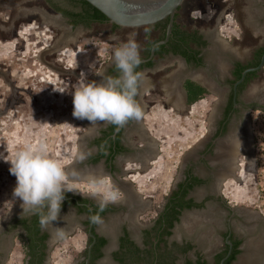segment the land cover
Instances as JSON below:
<instances>
[{"label": "rangeland", "instance_id": "374dc122", "mask_svg": "<svg viewBox=\"0 0 264 264\" xmlns=\"http://www.w3.org/2000/svg\"><path fill=\"white\" fill-rule=\"evenodd\" d=\"M263 1L183 0L175 12V19L186 29L198 28L204 33L215 31L226 58L231 56L245 61L254 48L264 44V17L260 7ZM46 9L44 0H0V97L8 100L7 108H0V226L6 216L22 213V201L13 196L16 177L10 174L11 165L6 159L17 149L43 140L50 154L67 162L65 167L73 170L78 154L88 153L87 136L91 124L73 117L72 92L80 84L99 82L105 67L113 63L114 49L123 42L136 40L142 56L146 43L160 35V26L154 24L115 27L111 22H104L73 27L67 18L51 9L44 14ZM21 24L24 27H20ZM40 30L45 33L41 34ZM112 36L117 39H111ZM173 63L171 56L155 57L154 66L142 71V91L147 94L141 121L146 126L145 138L157 142V155L148 163L149 167L143 165L140 170L133 166L137 170L129 171L137 190L148 199L146 205L152 204V209L139 215L141 221L152 219L158 211L175 181L183 154L193 137L191 131L198 130L213 109L203 100L191 112L184 103L185 94L180 87L184 67ZM222 66L226 73L229 63L223 61ZM205 84L208 88L212 86L211 80ZM246 92L250 96H261L259 103L263 108L253 109L251 118L257 153L264 155V68L247 85ZM25 96L32 98V106L29 100L21 104L20 99ZM150 166L153 169L148 171ZM248 169L239 170L224 186V194L232 199L231 203L238 205L237 219L232 223L235 234L243 240L241 252L231 264H264V157L257 158V173ZM78 174L79 178L72 182L78 185L81 193L93 196L88 178L95 177L96 173L85 170ZM100 178L110 184L108 177ZM205 217L208 236L200 233L199 237L205 241L203 247L208 253L222 247L220 235L224 226L220 220L224 217L218 216L219 222ZM84 218L85 215L80 218L75 214L73 206L61 207L58 220L48 225L46 264H75L84 255L87 235L85 223L79 222ZM59 220L65 223L60 227L63 238L57 235ZM98 230L104 231L101 227ZM182 231L184 229L178 226L174 235L190 238L198 236L199 230L184 231V235ZM13 242L5 263L23 264L22 242L15 239ZM178 264H182L181 260Z\"/></svg>", "mask_w": 264, "mask_h": 264}, {"label": "flooded vegetation", "instance_id": "af4514ba", "mask_svg": "<svg viewBox=\"0 0 264 264\" xmlns=\"http://www.w3.org/2000/svg\"><path fill=\"white\" fill-rule=\"evenodd\" d=\"M44 1L47 5V9L44 14H47L49 11L48 9H51L53 12L66 19L62 13L54 10L48 4L47 0ZM52 1L61 7L67 5V0ZM260 7L262 8L264 17V1ZM174 20L176 21L175 18ZM14 26L17 27L19 24H14ZM35 26L39 27L38 25ZM70 26H72V24H70ZM77 26L81 25H76L73 27ZM20 27H24V25L21 24ZM180 27L190 32L197 31L198 34L202 36L200 41H204L203 43L197 42L195 40H191L189 43L190 50H197L198 53L196 54V57L198 59L192 57L190 60H187L183 54L178 51L175 52V50H171L170 52L163 54V56H157L154 53L153 57L149 59L152 60L153 64L150 66H145L143 64L147 61H143L137 70L143 71L147 69L148 71L151 69L154 66L155 57L163 58L165 56H171L175 63L184 67L183 72L181 73L183 74L184 78L181 80L182 82L180 81V87L184 90V103L190 107L191 112L194 111L197 105L203 102V100H206L205 102L211 105V107L213 106V109L209 110L208 117L202 121V124L199 125L198 130L191 131V136L193 137L190 139V144L183 154L180 168L175 174V181L171 185L169 193L166 194L162 204L159 205L158 211H156L155 215H153V218L147 219L145 221H141L139 215L146 212L147 210L152 209V204L148 203L149 206L146 205L148 199H144L137 190L134 178L130 177L132 174L129 173V171L137 170L133 166H136L139 169L142 168L143 165L149 167L148 163L155 159L157 155L156 140H149V142L145 138L147 133L146 126L143 124L144 121L141 120L129 121L119 131H116L115 127L108 123L98 122L97 124L91 125L90 134L87 136L88 153L85 154L86 158L82 161L76 159L73 163V167L77 173L90 170L96 173L95 177L97 178H100V176L108 177L110 184L114 185L121 192L122 199L117 203H111L107 206L109 207V210L101 215L102 220L100 223H95L93 226V223L90 220L88 225L84 224L87 235V244L84 246V255H82L75 264H86L88 248L90 245L92 248L97 242L98 237L96 236H103L107 241L101 246L102 256L92 262L88 261L87 264H100L99 261L105 257L106 249H108L110 242V253L113 254L114 252L118 251L117 258H112L111 256V260L115 264H120L118 257L121 252L119 250L121 249V243L124 244V247L122 248L126 247L132 250L136 249L134 255L138 254L139 258L141 256L144 257L143 248L145 246V237L148 234L155 236L157 240L161 236L166 237V243L168 245L167 247L174 256L173 264H176V261L179 259H181L182 264H185L186 260H189L195 264L197 259H200V261H205L209 264H215L216 254L224 249V245L227 243V241H229L227 244H229V247H231V240H229L230 235H232V238L241 240L240 244L238 245V248L241 252L243 240L241 237L235 234L232 223L235 218L237 219L238 205L231 203L232 199L227 198L228 195L224 194V186L226 180L236 177L237 172L242 168L245 170L251 168L254 170V172H256L254 165V154H252V148L254 146V134L252 131L251 111L253 109L263 107L259 103L261 102V96L259 94L255 96L248 95L246 88L252 79L256 77V74L259 72V70L264 68V63L261 68L254 70L255 75L246 80L244 85H241V83L245 80L248 72L245 74L243 80L235 85V82L241 76L240 74V76L236 78L235 70L238 67L237 63L247 65L252 64L256 60V49L264 46V44L258 45L256 48H254L250 57L245 61L231 56L226 58L227 54L222 51L224 48L222 47L220 41H217L218 39L216 37L215 31L204 33L198 28L186 29L182 26ZM40 31L41 34L45 33L42 30ZM40 31H38V33H40ZM158 40L160 39L155 40L153 43ZM29 56L33 55L30 54ZM148 56H146L144 53L141 57L144 59ZM223 61H227L229 63V69L226 71V73L222 66ZM258 63L248 65L245 68L256 66ZM113 66L114 63L108 64L101 76L116 75L117 70L110 71L109 69ZM187 79L195 81L204 86L210 93L214 95V99L209 100L204 97L188 104L186 91L184 89V82ZM199 79H202L203 82L199 81ZM208 80L209 82L211 80V88H208V86L205 84V82ZM146 94L147 93L145 90L142 91L141 86L140 94L137 99L143 106V109ZM27 100H29L30 105L32 106V98L29 99L28 96L22 97L20 102L22 105H24L23 103H25V101L27 102ZM7 102V97H0V108H2V106L7 108ZM13 103L16 104L17 101H13ZM243 146H246L250 154H252V159L250 162L247 159V155L245 153L236 154L237 150ZM152 169L153 167L150 166V170H147L151 171ZM143 170L147 171L145 168ZM127 176L130 179H128ZM181 188L187 189L182 201L185 203H190L189 206L179 207L177 205L178 198L175 199L174 203L173 196L175 195V192ZM77 194L89 200L78 203H80L82 206H89L92 215L94 212H98L100 196H89L86 193H82V195L79 193ZM74 209L75 214L79 215L80 218L82 215L86 216V218L79 221L80 223L85 222L88 219L86 212H79L76 207H74ZM177 211H179V213H177ZM31 216L32 215L22 213L16 215V213H14L11 216H6L3 223H1L0 264H6L5 262L9 259L10 253L14 246V239L18 241L20 240L21 234H24V230L18 221L21 218H30ZM135 216H137V218ZM205 216H208L212 222H219V220H217L218 216L221 218L222 216L224 217V220H220L223 222L224 226V230L220 235L222 239V247L214 251L211 250L208 253L203 247L205 241L199 237L200 233L208 236V230L206 227L209 226L203 221H208L207 217ZM168 217H170L173 225L171 227H166L163 225L164 227L162 229L160 227L161 220H164L166 224V219ZM90 223L91 232H89ZM57 224L59 227H61L65 223L59 220ZM178 226H181L187 233L193 229L194 231L197 229V231L199 230L197 232L198 236L193 235V237L190 238H187V235L176 236L174 235V230ZM100 227L104 231H99L98 228ZM49 229V226L44 229L40 227L39 229L40 234L46 233L48 235V237L45 239L46 248L43 250L45 254L40 264H46L45 262L48 259L47 241L49 238ZM169 230L171 231V234L166 236L165 234ZM184 231H182L183 235ZM90 233L94 235V239L91 237ZM89 236L92 238V241L90 242L88 241ZM157 240L154 242L156 243ZM172 243H175V246H173ZM160 245L163 246V244ZM91 248L90 253L92 250ZM179 250H182L183 252H180ZM226 256L227 255L223 256L222 259H225ZM124 262L125 263L122 264H143V259L140 258L138 261H136L134 258L124 259ZM23 264H29L26 256ZM151 264H156V261Z\"/></svg>", "mask_w": 264, "mask_h": 264}, {"label": "clouds", "instance_id": "9594fccd", "mask_svg": "<svg viewBox=\"0 0 264 264\" xmlns=\"http://www.w3.org/2000/svg\"><path fill=\"white\" fill-rule=\"evenodd\" d=\"M111 39L117 37L112 36ZM140 53L141 47L134 39L116 47L112 60L117 74L103 76L99 82L80 84L72 92L73 117L87 120L91 125L108 123L116 131L129 121H140L144 115L143 106L137 99L144 78V73L137 70L143 62ZM85 158L83 153L77 156L81 161ZM6 160L11 165L10 174L16 177L13 196L22 201V214L37 216L42 229L58 220L67 192L82 195L78 185L72 182L79 178L77 171H69L65 167L67 162L54 158L43 140L17 149ZM88 179L91 192L100 196L98 212L91 215L90 220L100 223L102 217L99 212L109 204L119 202L122 194L103 178ZM57 235L63 238L62 228L57 227Z\"/></svg>", "mask_w": 264, "mask_h": 264}, {"label": "trees", "instance_id": "16d2710c", "mask_svg": "<svg viewBox=\"0 0 264 264\" xmlns=\"http://www.w3.org/2000/svg\"><path fill=\"white\" fill-rule=\"evenodd\" d=\"M48 4L58 12L62 13L63 16H65L70 24L72 26L81 25L84 27H89L92 23H104L109 22L107 17L100 12L97 8L92 6L90 3H88L86 0H67V5L64 7L59 6L58 4L54 3L52 0H47ZM179 8V7H178ZM113 26H117L116 24L112 23ZM155 26H160V35L158 38L151 40L146 43L145 47V55L148 56L150 53V48L153 42L157 39H163L165 36L166 31V25H167V18L161 21H158L154 24ZM201 35L198 34L197 31L190 32L188 30L182 29L178 23L174 20L172 27H171V33L168 38V40L164 44H159L155 47L154 53L157 56H163V54H166L167 52H170L171 50H175V52H180L185 56L187 60H190V58H197L196 54L198 53L197 50H190L189 43L191 40H195L197 42L203 43L204 41H200ZM264 52V46H261L256 49L255 51V58L256 60L252 64L258 63L262 53ZM198 59V58H197ZM152 60L147 61L143 65H151ZM248 64V65H252ZM247 64H240L237 63V69L235 70V77L238 78L241 74V71L248 66ZM110 71L116 70L115 66L109 68ZM255 75V71L248 72L245 80L241 83V85H244V82ZM184 89L186 91V98L187 103H193L194 101L200 99V98H207L209 100L214 99V95L210 93L204 86L200 85L199 83L192 81L190 79L185 80L184 82ZM95 160V159H94ZM187 189L181 188L180 190H177L175 192V195L173 196V200L175 203V199H177V205L179 207L181 206H189L190 203H185L182 201V198L185 196ZM81 201H89L87 198L82 197L78 194H74L72 192H67L65 194V199L62 202V206H74L77 208L79 212H86L88 215V219L84 222L86 225H88L90 221V216L92 215V212L90 211L89 206H82L80 203ZM172 202V201H171ZM109 210V207H106L103 212H99V215L101 216L105 212ZM97 212H94L93 214H96ZM179 213V211H177ZM162 216V214H161ZM161 220V219H160ZM21 224L22 229L24 230V234L22 233L20 236V240L22 242V246L24 249V254L27 257L29 264H40L43 257H44V248H46V241L45 239L48 237L46 233L40 234V225L38 221V217L35 215H32L30 218L24 217L21 218L18 221ZM95 223H93L94 226ZM163 225L166 227H171L173 225L172 221L170 220V217L166 219V224L164 220H161L160 227L163 229ZM171 231L166 232V236L170 235ZM98 237L97 242L94 244V246L91 248L90 253V260L89 262H92L96 259H98L100 256H102L101 246L105 244L107 241L105 237L103 236H96ZM122 240V239H121ZM157 240V238L154 239V241ZM229 240H231V247H229V244L225 243L224 249L216 254L215 257V264H220V261L223 256L227 255L224 259V264H230L233 260L236 259L237 254L240 252V249L238 248V245L240 244V239L232 238V235L229 236ZM88 241H92V238L89 236ZM154 241H150V245L154 243ZM132 242V241H129ZM166 237L161 236L157 240V242L154 245L155 255L154 254H146L145 257L141 256L140 258L143 259V264H151L154 261H156V264H173L174 263V256L172 255V252L167 247L166 243ZM160 244H163L161 246ZM173 246H175V243H172ZM124 247V244L121 243V249H119L120 255L119 260L120 264L125 263L124 259H135L138 261L140 258L138 257V254L134 255V252H136V249H130V248H122ZM231 248V249H230ZM230 249V251H229ZM95 251V252H94ZM180 252H183L182 250H179ZM229 251V253H228ZM118 251L113 253V258H117ZM145 262V263H144ZM185 264H193L191 261L186 260ZM195 264H209L205 261H200V259H197Z\"/></svg>", "mask_w": 264, "mask_h": 264}, {"label": "water", "instance_id": "95a60500", "mask_svg": "<svg viewBox=\"0 0 264 264\" xmlns=\"http://www.w3.org/2000/svg\"><path fill=\"white\" fill-rule=\"evenodd\" d=\"M92 6L102 12L109 22L119 26L137 27L142 25L154 24L158 21L167 18V25L165 36L152 44L150 48V54L142 61H148L154 55V49L159 44H164L171 33V27L174 22L175 12L181 5L183 0H86ZM264 52L260 57V61L256 66L245 68L240 78L235 82V85L241 82L245 74L249 71L258 70L263 66ZM91 223L89 226V232ZM94 239V235L91 234ZM229 243V241H227ZM91 246V245H90ZM87 251L86 264L90 258V247ZM224 258L220 261V264H224Z\"/></svg>", "mask_w": 264, "mask_h": 264}, {"label": "crops", "instance_id": "0c3cea01", "mask_svg": "<svg viewBox=\"0 0 264 264\" xmlns=\"http://www.w3.org/2000/svg\"><path fill=\"white\" fill-rule=\"evenodd\" d=\"M154 239H155V236H153V235H151V234H148L146 237H145V246H144V257L146 256V254L148 253V254H154L155 255V250H154V245H155V242L152 244V245H150V241L152 242V241H154ZM107 250V249H106ZM111 256H112V258H113V254L112 253H110V250H109V247H108V250L106 251V253H105V257L102 259V260H100L99 262H100V264H115L112 260H111ZM179 260H181V259H179ZM179 260H177L176 261V264H178V261Z\"/></svg>", "mask_w": 264, "mask_h": 264}, {"label": "bare ground", "instance_id": "6f19581e", "mask_svg": "<svg viewBox=\"0 0 264 264\" xmlns=\"http://www.w3.org/2000/svg\"><path fill=\"white\" fill-rule=\"evenodd\" d=\"M213 113V112H212ZM241 150V151H240ZM252 151V150H251ZM238 153H245L247 155V159L249 160V162L251 161L252 159V154H250L248 148L246 146H243V147H240L239 150H237L236 154ZM253 162V161H252ZM252 164V163H250ZM236 165V164H235ZM235 168V167H233ZM192 217V216H191Z\"/></svg>", "mask_w": 264, "mask_h": 264}, {"label": "built area", "instance_id": "2783aa9c", "mask_svg": "<svg viewBox=\"0 0 264 264\" xmlns=\"http://www.w3.org/2000/svg\"><path fill=\"white\" fill-rule=\"evenodd\" d=\"M192 106H193V104H192ZM258 139V138H257ZM254 150H255V153H254ZM257 150H258V148L256 147V145L254 144V147H253V154H254V161H255V163H254V165H255V168H256V173H257V158H258V156L260 157V158H263L264 157V155H262L261 153L259 154V153H257Z\"/></svg>", "mask_w": 264, "mask_h": 264}]
</instances>
